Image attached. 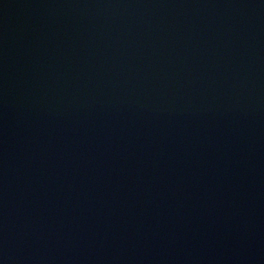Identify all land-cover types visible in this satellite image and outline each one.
<instances>
[{
    "label": "water",
    "instance_id": "water-1",
    "mask_svg": "<svg viewBox=\"0 0 264 264\" xmlns=\"http://www.w3.org/2000/svg\"><path fill=\"white\" fill-rule=\"evenodd\" d=\"M0 264H264V0H0Z\"/></svg>",
    "mask_w": 264,
    "mask_h": 264
}]
</instances>
